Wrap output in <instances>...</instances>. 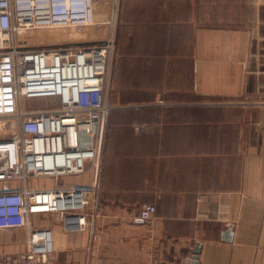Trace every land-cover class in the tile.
Returning a JSON list of instances; mask_svg holds the SVG:
<instances>
[{"label": "crops", "instance_id": "0c3cea01", "mask_svg": "<svg viewBox=\"0 0 264 264\" xmlns=\"http://www.w3.org/2000/svg\"><path fill=\"white\" fill-rule=\"evenodd\" d=\"M95 14L116 41L100 168L60 181L95 186L94 217L84 232L31 217L53 230L52 263L186 264L199 246L198 264H264V0H101ZM28 249L26 229L0 230V262Z\"/></svg>", "mask_w": 264, "mask_h": 264}, {"label": "built area", "instance_id": "2783aa9c", "mask_svg": "<svg viewBox=\"0 0 264 264\" xmlns=\"http://www.w3.org/2000/svg\"><path fill=\"white\" fill-rule=\"evenodd\" d=\"M101 0H0V182L18 180L17 189H0V230L26 229L29 249L0 264H53L54 234L31 217L53 215L67 232L92 224L94 185H64L68 176L100 168L115 37L102 43L36 49L17 38L28 31L98 25ZM57 98L59 108L28 110L26 100ZM55 186L34 189L32 179ZM157 209L143 206L139 218L151 221ZM193 258H185L190 264Z\"/></svg>", "mask_w": 264, "mask_h": 264}, {"label": "rangeland", "instance_id": "374dc122", "mask_svg": "<svg viewBox=\"0 0 264 264\" xmlns=\"http://www.w3.org/2000/svg\"><path fill=\"white\" fill-rule=\"evenodd\" d=\"M107 31L108 28L104 25L85 28L43 29L28 31L19 36L17 40L22 43L26 42L30 47L36 49L68 44L84 46L105 39L108 36ZM60 106L61 103L57 98H35L25 102V108L28 110L59 108Z\"/></svg>", "mask_w": 264, "mask_h": 264}, {"label": "water", "instance_id": "95a60500", "mask_svg": "<svg viewBox=\"0 0 264 264\" xmlns=\"http://www.w3.org/2000/svg\"><path fill=\"white\" fill-rule=\"evenodd\" d=\"M97 43H101V42H97ZM231 239H232V233L229 231L225 235L224 240L230 242ZM201 251H202L201 247L198 246L197 248H195V250H194V257H193V260L191 261V264H198V259H199V256L201 254Z\"/></svg>", "mask_w": 264, "mask_h": 264}, {"label": "bare ground", "instance_id": "6f19581e", "mask_svg": "<svg viewBox=\"0 0 264 264\" xmlns=\"http://www.w3.org/2000/svg\"><path fill=\"white\" fill-rule=\"evenodd\" d=\"M96 43H97V42H96ZM96 43H95V44H96ZM101 43H102V42H101Z\"/></svg>", "mask_w": 264, "mask_h": 264}]
</instances>
